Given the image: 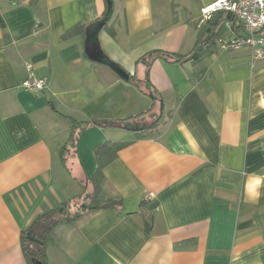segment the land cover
<instances>
[{"label":"crops","instance_id":"obj_1","mask_svg":"<svg viewBox=\"0 0 264 264\" xmlns=\"http://www.w3.org/2000/svg\"><path fill=\"white\" fill-rule=\"evenodd\" d=\"M216 1L0 0V264H28L22 231L79 201L107 141L127 143L101 185L122 205L57 225L48 264H264V57L220 48L244 29L205 18ZM203 28L201 62L138 63L190 53ZM27 62L44 92L22 87ZM143 112L130 122L143 131L94 123ZM64 115L86 124L66 161Z\"/></svg>","mask_w":264,"mask_h":264},{"label":"trees","instance_id":"obj_2","mask_svg":"<svg viewBox=\"0 0 264 264\" xmlns=\"http://www.w3.org/2000/svg\"><path fill=\"white\" fill-rule=\"evenodd\" d=\"M223 13H225L226 15L229 14L225 11H223ZM231 17L236 19L232 15ZM211 19H209V24L210 28L212 29L213 25L211 23ZM83 27L84 26L82 24H79L71 28L64 34V37H73L75 35L82 34L84 32ZM206 30L205 28H203V32L199 34V38L195 47L188 54L183 55L166 51H154L141 58L138 63L146 64L147 69L150 68L154 60L157 58H163L166 61L174 64H182L186 62H193L197 64L201 62L203 56L208 53L215 44V37L213 35L208 39L204 37V31ZM146 81L148 83V77H146ZM154 92L155 91H151L150 93L153 97V106L148 111H151L157 103V99L156 97H154ZM162 108L164 109L163 103ZM145 114L146 112H143L135 117L95 121L94 123L98 124L101 127H114L131 129L134 131H143L147 128H131L130 122H132V120H134L136 117H142ZM64 117L72 121L74 125L71 137L62 150L63 161H66L72 150L76 147L79 134L85 128L86 124L84 122H76L68 115H64ZM158 121L159 120H157V122ZM126 144V142L107 141L97 145L95 147V155L98 162V168L93 176L87 178L86 183V187L87 185H90V189L86 190L85 187V192L81 196L79 201H75L71 204L68 202L57 210L39 215L31 222V224L27 228L22 231V250L28 264H48L46 251L47 239L53 229L60 223H72L79 219L82 214L87 211H94L98 209H117L121 207V200L103 198L101 185L104 179V168L118 157L119 151Z\"/></svg>","mask_w":264,"mask_h":264},{"label":"built area","instance_id":"obj_3","mask_svg":"<svg viewBox=\"0 0 264 264\" xmlns=\"http://www.w3.org/2000/svg\"><path fill=\"white\" fill-rule=\"evenodd\" d=\"M228 12L242 25L244 34L235 38H220L219 46L225 50H239L245 47L251 49L253 61L264 57V0H218L203 9L205 18L218 12ZM27 77L22 87L33 93H42L48 87L47 78L40 77L34 66L26 63ZM150 192L147 199H153Z\"/></svg>","mask_w":264,"mask_h":264},{"label":"water","instance_id":"obj_4","mask_svg":"<svg viewBox=\"0 0 264 264\" xmlns=\"http://www.w3.org/2000/svg\"><path fill=\"white\" fill-rule=\"evenodd\" d=\"M124 76H125L126 78H128V77H129V74L125 73Z\"/></svg>","mask_w":264,"mask_h":264}]
</instances>
